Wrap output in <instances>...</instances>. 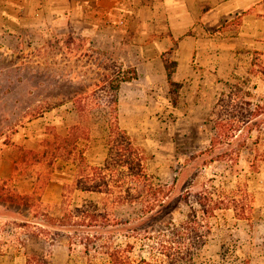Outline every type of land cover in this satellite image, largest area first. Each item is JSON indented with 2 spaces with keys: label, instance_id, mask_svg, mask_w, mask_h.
Listing matches in <instances>:
<instances>
[{
  "label": "rangeland",
  "instance_id": "obj_1",
  "mask_svg": "<svg viewBox=\"0 0 264 264\" xmlns=\"http://www.w3.org/2000/svg\"><path fill=\"white\" fill-rule=\"evenodd\" d=\"M15 47L17 51L14 53H6L0 48V147L9 143L14 132L31 118L57 108L58 104L53 101L65 96L76 102L77 112L84 122L77 129L78 135L92 131L93 144L96 140L104 144V147L91 145L88 152L86 141L82 140L80 144L89 163L102 165L108 153L106 142L110 131L107 122L112 119L111 83L117 63L92 56L90 47L82 41L75 46L83 50L79 58L73 52L61 55L55 41L44 50H28L27 41H15ZM90 61L104 67L95 70ZM262 65L264 58H259L258 72ZM253 74L247 80L240 76L233 78L235 81L231 79L240 83V87L226 85L210 93L211 109L207 118H201L200 111L192 114L191 108L178 98L180 87H171L169 104L166 101L158 106L155 104L153 119H147L140 132L131 133L150 156L147 168L153 181L169 191L164 206L144 217L143 227H152L170 218L176 222L184 219L189 211L184 197L188 195L193 202V196L203 190L222 196L225 206L231 207L217 211L209 219L212 232L197 257L199 262L264 264V91L253 92L244 88L249 79L263 80L257 72ZM14 100L17 104L13 103ZM48 115L52 117L58 113ZM53 121L54 128L63 131V123ZM217 123L220 124L218 127ZM217 133L220 136L213 144ZM69 167L62 160L54 166L45 160L41 179L47 181L52 171L62 187L61 197L56 202L42 201L38 193L17 196L15 203L0 200L1 246L5 247L14 240L13 234L8 233L11 228L16 232L14 223L39 221L44 213L58 216L67 207L98 200L97 195L76 191L63 201L64 185L70 187L73 181ZM5 189L8 191L3 192L5 196L12 193L10 188ZM235 198L240 201L239 205L244 204L245 218H238L233 209L232 200ZM115 214L139 217L142 210L136 206H124L117 208ZM23 260L22 254H17L14 262L21 264ZM68 260L67 243L62 239L55 247L54 261L55 264H68ZM10 262L9 256L0 255V264Z\"/></svg>",
  "mask_w": 264,
  "mask_h": 264
},
{
  "label": "crops",
  "instance_id": "obj_2",
  "mask_svg": "<svg viewBox=\"0 0 264 264\" xmlns=\"http://www.w3.org/2000/svg\"><path fill=\"white\" fill-rule=\"evenodd\" d=\"M15 41H27L28 50H44L55 41L61 55L73 52L76 58L83 50L75 46L82 41L92 56L115 61L117 71L134 75L121 83L117 98L119 124L135 142L131 133L153 119L155 104L171 99L166 57L176 61L178 98L201 118L209 116L210 93L241 86L233 78L251 79L257 72L263 80L243 81L244 88L264 91V65L256 69L264 58V0H0V48L14 53ZM53 102L57 108L31 118L0 147V184L20 197L38 193L47 202L61 197L52 171L47 181L41 179L45 160H30V151L41 149L47 138L66 137L84 122L75 101L63 96ZM55 110L58 115L49 117ZM54 119L63 123V131L54 128ZM91 134L80 136L78 150H85L82 140L87 152L91 145L104 147L100 140L93 144Z\"/></svg>",
  "mask_w": 264,
  "mask_h": 264
},
{
  "label": "trees",
  "instance_id": "obj_3",
  "mask_svg": "<svg viewBox=\"0 0 264 264\" xmlns=\"http://www.w3.org/2000/svg\"><path fill=\"white\" fill-rule=\"evenodd\" d=\"M165 62L169 83L174 87L176 61L166 57ZM134 77L118 70L111 83L112 119L109 121L108 154L102 165H92L84 151L78 150V128H72L66 137L47 138L41 149L30 151L35 162L48 160L50 166H54L62 160L70 165L73 181L70 187L64 185L63 201L76 191L97 195L98 200L67 207L58 216L44 213L39 221L14 223L16 232L13 228L8 232L13 234L14 240L5 247L0 245V255L11 258L8 264H16L17 254L24 258L21 264H55V247L62 239L69 250L68 264H216L197 261L212 232L209 219L217 211L231 208L225 206L224 198L215 196V192L199 191L193 196V202L186 195L184 202L189 211L178 222L170 218L152 227H143L144 217L164 206L169 191L153 181L147 168L148 152L119 124L117 93L122 82ZM220 101L224 104L223 99ZM219 136L217 133L213 144ZM82 137L88 138V135ZM6 191L4 185L0 187L1 201H18V195L5 196L3 192ZM235 199L232 200L233 209L238 218H245L244 204L239 205L240 201ZM124 206H136L142 214L139 217L117 216V208Z\"/></svg>",
  "mask_w": 264,
  "mask_h": 264
}]
</instances>
